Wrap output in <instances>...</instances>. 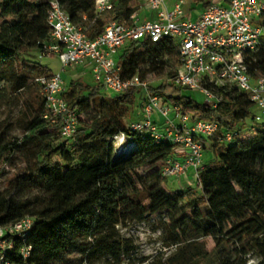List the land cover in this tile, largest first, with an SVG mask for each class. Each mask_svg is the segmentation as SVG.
<instances>
[{"label":"trees","instance_id":"obj_1","mask_svg":"<svg viewBox=\"0 0 264 264\" xmlns=\"http://www.w3.org/2000/svg\"><path fill=\"white\" fill-rule=\"evenodd\" d=\"M49 1L4 3V12L16 17L0 32V104L12 106L22 99V111L19 136H10V124L0 122V165L12 167L23 152L24 166L0 189V223L12 224L26 215L34 218L25 239L15 238L14 250L6 257L18 264H65L72 261L70 255H77L92 264L108 256L112 264H120L135 250L120 227L160 216L163 243L175 247L168 264H246L264 234V129L235 135L230 142L220 139L227 131L243 132L252 119L247 94L234 87L217 88L221 100L210 108L198 103L188 89L172 84L174 71L158 89L149 88L183 112L219 124L217 135L207 138L216 158L203 165L199 186L169 192L162 176L140 177L144 170L162 167L174 155L175 145L129 128L139 87L110 95L98 84L71 79L62 96L83 117L72 141L60 136L58 124L51 127L42 118L44 100L35 78L53 73L38 62L32 65L35 76L23 73L17 63L22 50L15 40L23 36L25 50L40 52L49 37ZM57 1L89 39L101 34L110 21H127L139 4L113 0L111 9L96 14L95 0ZM165 54L174 57L175 70L178 55L171 37L132 41L117 57L121 76L137 74L141 80L162 76L170 61ZM247 66L253 77L264 78L262 48L247 59ZM142 104L143 97L141 113ZM121 133L129 145L124 153L114 146ZM206 239L213 244L209 250ZM21 245L31 247L25 260L17 252ZM162 259L161 255L153 264H162Z\"/></svg>","mask_w":264,"mask_h":264},{"label":"built area","instance_id":"obj_2","mask_svg":"<svg viewBox=\"0 0 264 264\" xmlns=\"http://www.w3.org/2000/svg\"><path fill=\"white\" fill-rule=\"evenodd\" d=\"M185 0H144L152 12L151 18H140L133 12L127 21H110L94 39L75 26L69 14L57 0L48 4L47 23L49 37L41 47V55L55 54L62 68L67 66L88 67L95 84L116 94L131 87H139L143 93L142 117L132 120V131L146 132L156 142L166 141L180 146V158L167 157L161 167L163 177H181L191 171L199 186V173L203 168L205 137L216 136L219 124L197 118L182 111L180 105L165 101L149 90V82L137 74L122 77L118 54L130 42L148 39L157 42L171 37L178 55V63L172 84L204 95L203 105L214 108L221 97L215 91L220 87H234L246 93L257 113L252 114L251 125L243 132L227 131L220 139L230 142L237 136L253 135L264 129V78L253 77L247 59L264 45V2L261 0H228L227 4L209 3L197 19L185 17ZM113 7V0H95V12L101 14ZM40 94L44 100L42 118L51 126L58 124L63 139L72 141L79 126L81 114L71 109L62 94L65 84L59 73L38 76ZM154 113L159 117L155 119ZM172 114V117H170ZM206 138V139H207ZM127 137L115 136L114 146L118 153L129 148ZM7 169L6 162L0 172ZM34 222L32 216H23L12 224L0 223V264H18L7 258L14 250V239H25ZM31 247L21 245L17 252L25 260ZM27 264V263H23Z\"/></svg>","mask_w":264,"mask_h":264},{"label":"rangeland","instance_id":"obj_3","mask_svg":"<svg viewBox=\"0 0 264 264\" xmlns=\"http://www.w3.org/2000/svg\"><path fill=\"white\" fill-rule=\"evenodd\" d=\"M5 1L6 0H0V32L3 29L4 24L12 21L16 17V15L14 14H6L4 12ZM15 44L20 50H22L20 53L19 61H17V63L22 69V72L29 74L30 77L35 76V71L33 70L32 65L34 62H38L39 64L46 66L52 73H59L65 84H68L71 79L77 78L75 75L80 71L79 66H67L65 68H62V64L58 56L55 54L41 55L38 50H25L23 36H20L19 39L15 40ZM165 56L169 57V64L167 65L162 76H147L146 80L149 82V88L158 89L161 83H164L166 80H170V77L172 76L174 71V57L170 54H165ZM84 71L87 74L83 77V80L86 83L95 84L90 72H88L86 68ZM101 91L105 94H116L112 91H106L104 89H101ZM167 93L169 94L170 91H167ZM191 93L198 103H204L205 97L202 93L195 91H192ZM157 95L160 96L162 100L165 99L163 96L159 94ZM142 96L143 93L140 90V92L136 95L132 120H136L142 117V113L140 112V100ZM21 111L22 99H20V101L18 102H15V104L12 106L0 104V122L4 121L5 123L10 124V136H19L21 134V131L18 128V120L20 118ZM254 113H257V110L253 107L252 114ZM153 117L155 119L159 118L155 113ZM170 117H172V114H170ZM82 121L83 117L81 115V117L79 118V126ZM251 123L252 120H248L246 124L251 125ZM206 138L207 137H205V139ZM180 151V146L175 145L174 152L176 158H180V155L178 154ZM202 154L203 164L211 162L216 158V152L211 147V140L207 141L206 139L205 148L203 149ZM23 157V152H20L19 155L13 159L14 165L12 167L8 166L7 169L5 168L1 170L0 189L5 186L8 179H10L16 171L24 166ZM155 174L162 176L161 167H157L151 170H144L143 172H141L140 177L144 180H149ZM195 185L196 179L191 171H187V173L182 175L181 177H163V186L169 192L187 191L189 189L195 190ZM159 217L160 216H147L144 220L120 227L121 235L127 238H131L135 247L132 255H130L129 257H124L120 264H153L161 255L163 256L162 264H168L167 259L173 254V252L175 251V247H165L161 235V230L158 226ZM161 217V219H165V216L162 215ZM205 243L208 250L212 248L213 244L209 239H206ZM68 258H72V261L65 264H89L79 260V257L77 255H70ZM246 260V264H264V234L261 236L256 250L250 253L246 257ZM92 264H112V260L108 256H104L101 259L93 262Z\"/></svg>","mask_w":264,"mask_h":264},{"label":"crops","instance_id":"obj_4","mask_svg":"<svg viewBox=\"0 0 264 264\" xmlns=\"http://www.w3.org/2000/svg\"><path fill=\"white\" fill-rule=\"evenodd\" d=\"M264 2V0H261ZM138 8L136 11L138 12V15L140 18H151L152 12L147 10V8L144 5V0H138ZM173 0H168V5H171ZM228 0H204V1H195V0H185L184 4V12L185 17L190 18L192 20H195L200 15L201 11L204 9V7L209 3H217V4H227ZM79 72L75 75L76 77H79L83 80V77L87 74L84 70L85 68L90 72L88 67L79 66ZM91 74V73H90Z\"/></svg>","mask_w":264,"mask_h":264}]
</instances>
